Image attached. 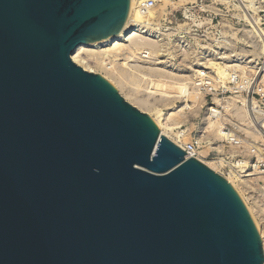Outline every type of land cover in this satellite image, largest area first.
Returning <instances> with one entry per match:
<instances>
[{
	"label": "water",
	"instance_id": "1",
	"mask_svg": "<svg viewBox=\"0 0 264 264\" xmlns=\"http://www.w3.org/2000/svg\"><path fill=\"white\" fill-rule=\"evenodd\" d=\"M131 0H0V264H264L232 184L72 60Z\"/></svg>",
	"mask_w": 264,
	"mask_h": 264
},
{
	"label": "rangeland",
	"instance_id": "2",
	"mask_svg": "<svg viewBox=\"0 0 264 264\" xmlns=\"http://www.w3.org/2000/svg\"><path fill=\"white\" fill-rule=\"evenodd\" d=\"M153 13V17H138L141 19L138 28L142 38L163 45L161 56L156 57L153 52L131 55L130 52L122 51L106 57L92 53L89 55L92 65L108 64V70L113 71L120 81L117 87L114 85L115 88L124 99L125 96L129 97V100L125 99L128 103L131 104L132 100L140 101L155 112L161 111L190 140L203 135L214 142H220L222 123L217 119L209 120L208 109L215 104L228 109V104H232L231 98L241 96L251 100L253 93L256 96L254 101H257L260 99L259 95L264 93V0H158ZM208 61L224 67L238 65L241 68L229 69L231 81L227 85L221 79L209 78L204 83L207 86L202 89L199 86L203 82L198 80L197 72L203 74L208 70L212 76H217L210 64L208 67ZM235 74L243 78V86L241 82L232 83ZM173 76L175 79L172 81L185 83H182V95L172 104L174 93L165 81L171 80ZM219 90L228 93L217 96ZM193 93L199 95L197 99L201 104L197 99V102L190 99ZM223 98L228 103H222ZM231 107L233 110L228 109L230 121H235L242 128L241 131L250 143L262 142L252 134L257 130V120L258 123L262 121L260 117L252 111L245 112L249 109L243 108L241 103ZM143 113L150 116L149 112ZM178 118L179 121H176ZM212 120L220 125V134L215 132L217 136L207 131ZM230 152H234L233 148H230ZM207 153L208 150L204 155ZM205 161L211 162L210 159ZM259 181L260 178L256 177L253 184H250L249 188H253L251 192H256ZM237 184L242 194L248 198L245 193L250 189L243 186V183ZM252 207L258 228L264 235V201ZM262 241L264 249L263 238Z\"/></svg>",
	"mask_w": 264,
	"mask_h": 264
},
{
	"label": "bare ground",
	"instance_id": "3",
	"mask_svg": "<svg viewBox=\"0 0 264 264\" xmlns=\"http://www.w3.org/2000/svg\"><path fill=\"white\" fill-rule=\"evenodd\" d=\"M144 1L145 0H131V6H130V11H129V15H128L127 21H126V23H125V25H124V27H123V29H122V31L120 32L119 35L112 36V37H110L108 39H105V40H102V41L80 45L73 52L72 60L77 65H79L83 69L87 70L88 72H92V73H96V74L102 75L112 85H115L117 87L119 85L120 81H118V79L114 75L113 71H109L108 70L109 69L108 68V64H105V63L104 64L103 63L98 64L97 63L95 66L92 65L91 59L89 57L90 54L95 53V55H96V53H97L99 55H102L103 57H106V56L114 55V54H116L118 52L126 51V52H130L131 55H134L137 52H138V54H140V53L141 54H151L153 52V54L156 57L161 56V53L163 52L162 51L163 50L162 49L163 45L160 46V45L157 44L158 42L156 43L155 41L142 38L141 37L142 34H141V32H140V30L138 28V26H139L138 23L140 24V21H141V19L138 18V17L141 16V14L138 12V7L141 4V2H144ZM153 14L154 13L152 12L150 14V17H153ZM209 64L214 69V72L216 73L215 75L220 77V79L224 81L225 85H227V83H229L231 81V74L229 73L231 71V68H233V69H234V67L238 68V65L237 66L236 65H230V66H225L224 67V66H221L219 63H214V62L209 63V61H208V67H209ZM239 68H241V66ZM249 68H251V67H249ZM229 69H230V71H229ZM241 71H242V69H241ZM242 72H244V70ZM172 79H175L174 76H173V78H171V80H167L165 82H167V85L169 86V88H171L170 91H172L174 93V95H172L173 98H171L172 99V104H173L180 98V95H182L181 91L184 90L183 89L184 84H182V83L184 81L182 83L177 81L178 83H176V82L172 81ZM179 90H180V92H179ZM183 93L185 94L186 92H183ZM195 94L196 93H193V95L191 96L192 98H190V97L189 98L191 100L196 101V99H197V97L199 95L196 96ZM241 98H242L241 96L240 97L236 96V97L230 99V100H232V104L231 103L228 104V105H230V110L231 109L233 110V108L231 106L234 105V107H235V105L237 103H241L243 108L244 107L246 108L247 106L249 107V110H247L245 112L251 111V107L253 105H256V101L247 100V99H243V98L241 99ZM125 99L129 100V97L125 96ZM198 103H199V100H198ZM131 104H133L134 106L138 107L143 112H146V113L149 112L150 116H152L154 122L158 126V128H159V130L161 132V135L166 137V138H168V139H170L172 142H174L179 147L184 148V146L190 142V137L187 134H185L184 132H181L179 130V127L173 125L170 122L171 119L169 117L165 118V115L162 114L161 111H157L156 110V112H155V110H151V109L145 107L140 101L138 102V101H135V100L133 101L132 100ZM199 104H201V103H199ZM242 107H240L241 111H242ZM213 110H215L216 113L218 114L217 111H219V110H217L216 108H214ZM180 113H181V110H180ZM172 115H174V114H172ZM177 116H179V114ZM175 117H176V115H175ZM181 117H182V115H181ZM180 120H181V118H180ZM176 121H179V118ZM219 128H220L219 123H217V122L212 120V121H210L209 126L207 127V131L209 133H211V134L215 133V132L217 134H220ZM216 133H215V135H216ZM252 134H253V136H255V138L258 139V141L259 140H264V121H261L260 123H258L257 130L254 133H252ZM222 136H223V132H222ZM207 150H205V153L207 152ZM205 153L203 152V154H205ZM205 163H206V165L208 167H210L214 171L219 172L218 171V167L216 166V164L214 162H212V161L211 162H206L205 161ZM229 180H230V183L232 184V186L237 190L239 195L244 200V202H245V204H246V206H247L252 218L254 219V221L256 223L257 220H256V214L254 212V209H253V207L250 204H247L248 203V198H246L245 195L242 194V192L240 191V188H239V186L237 184V182H239L240 184H242L244 182L241 181L240 179H232V178H230ZM256 226L258 228V223H256ZM258 230H259V232L262 235V230H260L259 228H258ZM262 238L264 239V235H262Z\"/></svg>",
	"mask_w": 264,
	"mask_h": 264
},
{
	"label": "built area",
	"instance_id": "4",
	"mask_svg": "<svg viewBox=\"0 0 264 264\" xmlns=\"http://www.w3.org/2000/svg\"><path fill=\"white\" fill-rule=\"evenodd\" d=\"M158 0H145L141 2L138 7V12L148 17L156 7ZM205 73H198V80L202 81L199 87L205 89L207 85L204 84L207 79L219 80L220 77L212 76L208 70ZM217 78V79H216ZM243 78L240 75L235 74L232 77V83L241 82L243 86ZM217 92V96L228 93L227 91ZM260 99L256 101V105L251 107V111L260 117L264 121V93L259 95ZM249 97V96H248ZM230 97L228 98V100ZM256 99L255 94L252 95V101ZM225 98L222 99L223 103H228ZM216 108L218 114L212 108ZM249 109V107H246ZM230 109V107H229ZM210 116L208 118L220 120L222 123L223 136L220 142H214L208 136H199L190 140L188 144L182 148L188 158H195L205 163V160L210 159L218 167V174L226 178L230 182L232 179H240L243 181V186H247L246 196L248 197V203L252 206H256L259 202L264 201V140L262 142H251L248 137L241 131L242 128L235 122L230 121V110L223 108L222 106L212 105L208 109ZM258 120L256 126L258 125ZM215 143V144H214ZM230 148H233L234 152H230ZM208 149L206 155L203 154ZM256 177L260 178L258 182V188L256 192H251L253 188H249L250 184H253V180Z\"/></svg>",
	"mask_w": 264,
	"mask_h": 264
}]
</instances>
